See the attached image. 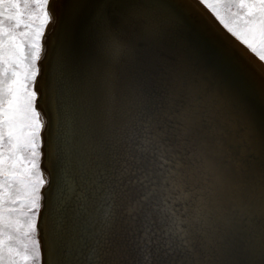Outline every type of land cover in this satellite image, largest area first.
Masks as SVG:
<instances>
[{
  "label": "bare ground",
  "instance_id": "obj_1",
  "mask_svg": "<svg viewBox=\"0 0 264 264\" xmlns=\"http://www.w3.org/2000/svg\"><path fill=\"white\" fill-rule=\"evenodd\" d=\"M99 8H106L113 25L136 40L134 59L123 60L116 69L120 91L127 93L130 86L139 85L160 97L176 72L185 89L203 83L205 93L226 92L235 99L237 112L238 106L243 108L248 139L243 128L219 114L211 123L202 120L196 130L213 149L210 158L239 180L264 169V61L198 0H50L51 19L42 37L35 84L36 109L44 125L41 172L48 182L41 189L36 231L39 262L93 264L104 234L103 214L115 203L119 208L114 246L104 256L105 264H168L156 246H138L143 236L140 220L133 221L137 212L122 202V149L104 120V100L91 80L100 64L92 26ZM146 24L160 27L166 36L146 40L142 31ZM182 103L183 96L178 105ZM154 131L165 133L163 139L177 158L186 159L190 138L182 135L179 121L165 118ZM142 134L141 126L137 137ZM256 223L259 227L264 221L257 218ZM195 259L200 264H264L243 240L232 238L219 251L201 248Z\"/></svg>",
  "mask_w": 264,
  "mask_h": 264
},
{
  "label": "snow or ice",
  "instance_id": "obj_2",
  "mask_svg": "<svg viewBox=\"0 0 264 264\" xmlns=\"http://www.w3.org/2000/svg\"><path fill=\"white\" fill-rule=\"evenodd\" d=\"M198 2L264 61V0ZM49 3L0 0V129H4L0 132V264H29L30 258L40 256L35 233L41 189L48 182L41 173L44 125L35 107L34 83L42 37L51 19ZM222 14L230 17L231 28L220 19ZM92 26L100 51L92 85L104 100V120L122 149V202L137 212L132 220H140L143 236L138 246H156L168 264H200L195 258L201 248L219 251L232 238L243 240L254 256L264 259V223L259 227L256 223L257 218L264 221V169L243 180L233 177L210 158L213 149L196 131L202 120L211 123L219 114L243 128L248 139L250 127L243 108L238 106L237 112L235 99L226 92L205 93L203 83L185 89L176 72L160 97L139 85L130 86L127 93L120 91L116 69L123 60L134 59L136 40L113 25L106 8L97 10ZM142 31L146 40L166 36L152 24ZM165 118L179 121L182 135L190 138L186 159L177 158L173 146L163 139L165 133L154 131ZM141 126L143 134L137 137ZM221 148L217 146L218 154ZM118 208L113 203L103 214L104 234L93 264H105L104 256L112 251Z\"/></svg>",
  "mask_w": 264,
  "mask_h": 264
},
{
  "label": "rangeland",
  "instance_id": "obj_3",
  "mask_svg": "<svg viewBox=\"0 0 264 264\" xmlns=\"http://www.w3.org/2000/svg\"><path fill=\"white\" fill-rule=\"evenodd\" d=\"M220 19L222 20V22L223 23H225L226 25H228V27L229 28H231L232 27V23H231V19H230V17L229 16H227V15H224V14H222L221 15V17H220ZM42 42V41H41ZM38 63H39V61L37 62V67H38ZM35 84H36V81H35V83H34V90H35ZM37 106V104H36V102H35V107ZM37 110V109H36ZM4 131V129H0V132H3ZM8 147V144H7V142H5V148H7ZM41 159V158H40ZM41 165V164H40ZM42 173V172H41ZM42 191V190H41ZM38 225V224H37ZM35 239L37 240V242H38V237H37V235H36V233H35ZM40 260H34V259H29V264H40V262H39Z\"/></svg>",
  "mask_w": 264,
  "mask_h": 264
}]
</instances>
